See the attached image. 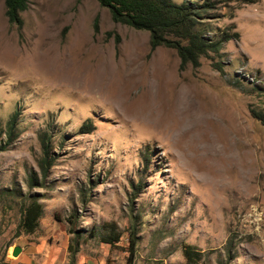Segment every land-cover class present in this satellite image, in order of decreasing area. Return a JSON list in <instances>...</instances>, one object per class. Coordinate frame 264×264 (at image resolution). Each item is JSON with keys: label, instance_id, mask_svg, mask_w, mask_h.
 Segmentation results:
<instances>
[{"label": "rangeland", "instance_id": "obj_1", "mask_svg": "<svg viewBox=\"0 0 264 264\" xmlns=\"http://www.w3.org/2000/svg\"><path fill=\"white\" fill-rule=\"evenodd\" d=\"M20 16L8 23L0 0V126L18 113L0 151V264H264V126L250 112L264 113V0H217L195 29L237 37L182 69L97 0H28ZM30 198L41 214L25 233Z\"/></svg>", "mask_w": 264, "mask_h": 264}, {"label": "trees", "instance_id": "obj_2", "mask_svg": "<svg viewBox=\"0 0 264 264\" xmlns=\"http://www.w3.org/2000/svg\"><path fill=\"white\" fill-rule=\"evenodd\" d=\"M97 1L100 6L108 8L112 21L131 26L135 29L148 31L150 52L160 45L174 48L179 59V69L184 68L186 64L197 67L200 56H206L209 53L214 55L219 54L225 41L237 37L236 32L229 33L226 30H222L218 37L211 39L205 37L195 29L198 20L205 12L214 7L217 0H201L200 2L183 0L180 3L173 2L172 0ZM236 1L243 4L254 2V0ZM27 4L28 0H3L4 16L8 23L20 27L22 23L20 12L26 9ZM93 26L95 30V22ZM212 66L216 70H221V64L218 61L212 63ZM250 112L264 126V113L254 110ZM17 114V111H12L4 125L0 126V151L5 150L17 136ZM80 129L81 132H90L92 129L91 123L88 120L83 122ZM38 141L40 154L36 160V164L40 177L44 178L54 162V156L50 151L49 137L46 132L38 133ZM34 182H36V179ZM19 213L20 217L17 228L25 233H29L37 225V220L41 214V206L36 199L30 198L26 202L22 201ZM114 238L107 237L104 240L112 242ZM134 242L135 235L132 230L129 237L130 256L133 253ZM225 251L228 255L226 258L228 260L231 258V254H229L230 248L227 247ZM196 253L189 245H184L182 248V254L188 263L194 262ZM66 264H71V262L68 261Z\"/></svg>", "mask_w": 264, "mask_h": 264}, {"label": "water", "instance_id": "obj_3", "mask_svg": "<svg viewBox=\"0 0 264 264\" xmlns=\"http://www.w3.org/2000/svg\"><path fill=\"white\" fill-rule=\"evenodd\" d=\"M21 250V247L18 245H14L11 250V255L16 256Z\"/></svg>", "mask_w": 264, "mask_h": 264}]
</instances>
